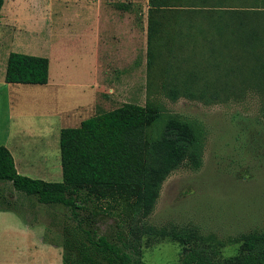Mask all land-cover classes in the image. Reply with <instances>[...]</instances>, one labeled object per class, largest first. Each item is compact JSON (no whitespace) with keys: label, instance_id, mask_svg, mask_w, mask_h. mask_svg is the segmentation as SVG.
I'll return each instance as SVG.
<instances>
[{"label":"rangeland","instance_id":"obj_1","mask_svg":"<svg viewBox=\"0 0 264 264\" xmlns=\"http://www.w3.org/2000/svg\"><path fill=\"white\" fill-rule=\"evenodd\" d=\"M218 1L172 0L164 13L169 17L172 10L210 7ZM129 2L135 4L133 17L139 26L146 23V33L138 34L136 52H127L115 62L107 60L105 72L99 73L95 51L98 43L91 36L81 35L88 26L83 17L95 13L93 21L97 22L98 3L110 9ZM221 3L255 4L253 0ZM260 5L264 2L260 1ZM184 14L179 13L176 23L168 21L161 40L175 38L173 30L188 27L190 21L184 19ZM148 17L149 0H5L0 11V144L6 142L13 121L10 145L21 150L39 143L46 154L45 141L43 144L41 140L48 134L43 130L57 119L54 113L58 109L75 108L77 119L83 120L124 102L153 103L162 111L157 127L171 115L188 119L204 130L205 149L199 169L182 164L166 178L147 221L156 225H193L221 239L264 228V95L256 89H241L242 84L232 83V76L233 85L227 84L226 68L237 57L217 59L223 74L215 80L214 57L204 53L202 33L195 36L200 42L197 46H185L182 39L179 49L166 43L161 49L164 55L154 56V63L148 65ZM193 22L197 25L201 19ZM196 29L199 28H193ZM207 36L217 39L215 33ZM235 48L231 50L236 54ZM11 51L48 57L50 82H5L2 70ZM190 73L198 75L199 81L193 85L200 87L195 88L198 92H207L205 98L179 93L171 97L166 87ZM214 91H221L222 99L212 100ZM71 119L65 126H78ZM37 164L34 171L40 173L38 178L62 179L61 162L58 167L53 164L58 176H48L47 166L40 161ZM69 215L63 205L40 203L35 196L16 190L11 182L0 180V264H63V226L69 222ZM117 219L100 214L88 227L116 240L120 230ZM237 248V244H227L223 252L230 255ZM180 250L177 242L161 240L146 246L143 258L146 264H179Z\"/></svg>","mask_w":264,"mask_h":264},{"label":"trees","instance_id":"obj_2","mask_svg":"<svg viewBox=\"0 0 264 264\" xmlns=\"http://www.w3.org/2000/svg\"><path fill=\"white\" fill-rule=\"evenodd\" d=\"M171 1L149 0L148 65L152 66L154 56L164 55L161 49L166 43L179 49L182 39L185 46H197L200 42L195 36L202 33L204 53L214 57L212 65L217 68L213 66L216 73L212 77L220 80L223 74L218 58L237 57L226 68L227 84L233 85L232 76V83L242 84L241 89H256L264 95V5L259 6L264 0H253V6H227L219 0L210 7L172 10L166 17L164 9ZM4 3L0 0V11ZM180 12L190 21L188 27L173 30L175 38L161 40L168 21L180 19ZM195 19L201 22L195 25ZM194 27L199 29L194 31ZM213 33L216 40L207 36ZM49 63L46 56L11 51L4 79L8 83L45 84ZM197 81L198 75L190 73L172 81L166 90L173 98L177 93L205 98L206 91L195 90ZM210 97L222 99V92L214 91ZM161 115V108L153 103L124 102L83 119L78 126L62 127L60 181L19 173L11 150L0 144V180L11 182L16 190L35 196L40 203L68 209L69 222L63 226V264H75V259L92 264H146L145 247L161 240L181 246L179 264H264V228L221 239L193 225L147 221L171 172L182 164L197 170L204 161V130L177 115L157 127ZM100 214L118 218L116 240L88 227ZM227 244H237V251L225 255Z\"/></svg>","mask_w":264,"mask_h":264},{"label":"crops","instance_id":"obj_3","mask_svg":"<svg viewBox=\"0 0 264 264\" xmlns=\"http://www.w3.org/2000/svg\"><path fill=\"white\" fill-rule=\"evenodd\" d=\"M98 14V21L94 22L93 17L95 13H92L91 15H87L83 17V20L85 22H88V26L85 27L82 30V36L87 35L91 36L93 41L97 42V49L96 51V67L99 73L105 72V67L109 65V62L107 60L115 62L117 58H121L122 56H125L127 52H136V48L134 45V42L137 40L138 34L141 33L144 35L146 33L145 25L144 27H140L138 24V20L135 19L134 11H135V4L128 3L124 8L120 7H114V8H106L101 3H98L97 8ZM134 12V13H133ZM94 25L93 27L89 25ZM133 50V51H132ZM7 60V59H6ZM7 64V62H6ZM5 64L3 66L2 75L4 73L5 76V70L6 68ZM6 82V81H5ZM50 82V79L47 83ZM19 84V83H14ZM22 84H32V83H22ZM43 85V84H41ZM55 121L48 126L44 127L43 132H46L48 135H44V139L41 140V142L44 144L45 141V149L43 152V149L40 150L39 143H31L29 147L22 148L21 150H18L16 148L17 146H11L10 140L12 135V123L9 124L10 129L6 136V142H4V145H6L12 152L15 164L17 167V170L21 174H25L34 178H38L40 173L37 171H34L35 167L41 162V164H44L46 167L45 172L48 176H58L60 173H57V169L55 165L57 164V167L60 165L61 158H60V130L62 127H66L65 123H69L72 121L70 120L71 117H73V121L76 123L75 125H79L81 123V119H77L75 114V108H72L71 110H62L58 109L55 113ZM75 115V116H74ZM59 118V119H58ZM23 130H25L23 125H20ZM27 127V125H26ZM59 148V149H58ZM57 149V154H56ZM59 151V153H58ZM34 154V156H33ZM57 159V163L54 162V159ZM60 158V159H59ZM61 167V165H60ZM59 167V168H60ZM32 168L33 170H31ZM62 180V179H61ZM49 181V180H48Z\"/></svg>","mask_w":264,"mask_h":264}]
</instances>
